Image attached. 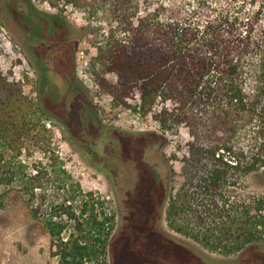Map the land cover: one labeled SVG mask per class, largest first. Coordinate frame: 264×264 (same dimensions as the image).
Returning a JSON list of instances; mask_svg holds the SVG:
<instances>
[{"label": "trees", "instance_id": "1", "mask_svg": "<svg viewBox=\"0 0 264 264\" xmlns=\"http://www.w3.org/2000/svg\"><path fill=\"white\" fill-rule=\"evenodd\" d=\"M49 2L62 12H82L85 23L42 14L34 0H14L3 17L13 20L18 10L32 38L64 49L94 35L90 74L100 89L117 104L153 116L164 143L189 128L181 179L171 168L163 187L168 226L226 263L264 244V193L247 185L252 177L264 184V1ZM30 63L41 82L37 98L0 67V210L14 193L37 200L34 211L45 214L58 264H108L117 214L106 209L103 195L84 190L57 149L41 147L52 138L50 79L45 63L40 70ZM73 79L93 103L92 89ZM38 150L43 155L36 156Z\"/></svg>", "mask_w": 264, "mask_h": 264}, {"label": "rangeland", "instance_id": "2", "mask_svg": "<svg viewBox=\"0 0 264 264\" xmlns=\"http://www.w3.org/2000/svg\"><path fill=\"white\" fill-rule=\"evenodd\" d=\"M34 1L42 14L59 13L85 23L80 11L68 7L62 12L49 0ZM14 5V0H0V67L37 98L41 82L30 62L39 70L45 63L50 79L46 103L54 118L49 124L52 138L40 141L41 147L57 149L84 190L103 195L106 209L116 212L108 264H264L262 243L248 246L238 261L226 263L219 260L224 257L218 252L200 248L168 226L161 206L163 187L171 168L176 181L181 179L189 128L170 134L164 143L153 116L143 117L117 104L97 85L90 74L94 35L67 49L53 46L49 38L31 37L33 29L18 10L13 20L3 17ZM73 75L92 89L93 103L72 86ZM175 152L178 158L170 161L168 157ZM35 154L43 155L40 150ZM247 185L252 192L264 193V184L254 177L247 178ZM27 197L14 193L0 210V264H58L43 223L45 214H35L37 200L30 203Z\"/></svg>", "mask_w": 264, "mask_h": 264}]
</instances>
